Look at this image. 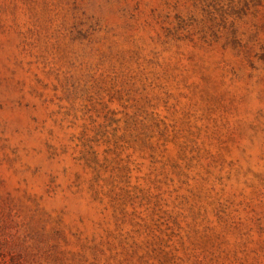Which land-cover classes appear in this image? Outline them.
<instances>
[{
  "label": "rangeland",
  "instance_id": "obj_1",
  "mask_svg": "<svg viewBox=\"0 0 264 264\" xmlns=\"http://www.w3.org/2000/svg\"><path fill=\"white\" fill-rule=\"evenodd\" d=\"M0 264H264V0H0Z\"/></svg>",
  "mask_w": 264,
  "mask_h": 264
}]
</instances>
